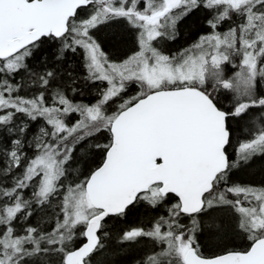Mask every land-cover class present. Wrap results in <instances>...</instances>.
<instances>
[{"label": "snow or ice", "instance_id": "obj_1", "mask_svg": "<svg viewBox=\"0 0 264 264\" xmlns=\"http://www.w3.org/2000/svg\"><path fill=\"white\" fill-rule=\"evenodd\" d=\"M201 10L210 31L166 54ZM48 44L51 67L39 55ZM67 53L93 102L75 99L80 77L58 66ZM259 89L264 0H0V264H92L108 219L141 204L166 214L120 236L152 242L136 264H264V185L230 183L264 158V116L228 151L231 120L264 110ZM54 206L50 230L31 222ZM198 234L223 251L205 255Z\"/></svg>", "mask_w": 264, "mask_h": 264}, {"label": "trees", "instance_id": "obj_2", "mask_svg": "<svg viewBox=\"0 0 264 264\" xmlns=\"http://www.w3.org/2000/svg\"><path fill=\"white\" fill-rule=\"evenodd\" d=\"M209 14L201 10L192 15L186 22L181 23L179 25L180 36L176 41H172L174 47H172L171 53H176L189 44H191L195 39H197L198 35L202 33H206L210 31V29L206 26L205 20L208 18ZM224 25H228L225 23ZM228 26L222 27L220 30L224 31ZM101 35H104L103 33ZM128 43L123 47H131V36L128 35L126 37ZM163 49L167 50L164 46ZM105 51L111 52V49L105 48ZM55 52V45L48 44L45 45L41 50L39 55L46 56L48 58L49 64L51 67L55 61L53 60V53ZM30 63L36 68L40 69L43 67L39 59H35L30 61ZM60 67L68 68L70 66L71 69H74V75L80 77L78 81V87L83 89V95H76L75 99L78 101H83L84 103L93 102L96 97V89L92 87L90 84L86 83L83 79L84 70L81 66L80 58L71 53L66 54V59L62 65H58ZM258 92L264 93V89H259ZM221 106L227 110L232 107L233 100L231 99L230 93L222 92L219 94ZM264 116V110L260 108H251L249 112L240 118H234L231 120V127L234 129V133L232 134V139L235 141L241 139H249L251 138V133L254 132L258 127L261 126V118ZM237 182L244 184H252L256 186L264 185V158L257 159L250 165L241 167L236 170L232 176ZM53 208L46 209L41 212L37 210L43 217L47 212L53 213L54 210L57 212L58 209ZM166 210L160 209L158 211L152 210L150 211L144 205H137L135 208H132L128 214L123 217H116L108 219L106 227L104 231L108 232V235L104 237V246L112 245L109 262L107 264H136V261L139 260L146 252H149L152 248V242L147 239H141V241L135 246H127L122 245L119 242V238L122 235L124 230H127L132 227H140V226H150L149 221L152 217L158 215H165ZM45 224V218H42ZM34 225L36 222L31 221ZM197 239L201 245V251L204 252L205 255H213L218 254L223 251V243L219 239H209L206 235L200 236L198 234ZM83 241V238H80L79 243L75 245V247L79 246ZM231 247L242 248L244 244L239 240H235L230 244Z\"/></svg>", "mask_w": 264, "mask_h": 264}, {"label": "rangeland", "instance_id": "obj_3", "mask_svg": "<svg viewBox=\"0 0 264 264\" xmlns=\"http://www.w3.org/2000/svg\"><path fill=\"white\" fill-rule=\"evenodd\" d=\"M224 26H229V25H223L222 27H224ZM164 46L167 48V50H165L163 48L162 49L164 50V52L166 54L167 53H171L170 51L172 50V47H174V45L172 44V41H164L162 43L161 47H164ZM169 55H171V54H169ZM234 71H236V69H231V68H228L227 69V72H228L229 75H231ZM133 91H135V89H133ZM80 163H81V165H84V162L83 161H81ZM91 166L94 167V165H91ZM88 167H89V165H84V169L85 170ZM85 174H86V171H85ZM55 209L57 210V208H55ZM55 213H56L55 210H54V212L52 214L49 213V212H47L46 215H44L45 217H43L40 213H38L37 215H35L33 217V220H35V221H41L42 218H45V224H43V227L45 229L50 230L51 225H49L47 223V220H48V218L53 217ZM79 240H80V238H78L76 240L75 244L73 245L74 247H75V245H77V243H79ZM111 246L112 245H109V244L108 245H105L104 249H102L100 252H98L97 254H95L94 259L92 260V264H107L109 262V259H111V256H110V252H111V249L110 248H111Z\"/></svg>", "mask_w": 264, "mask_h": 264}, {"label": "flooded vegetation", "instance_id": "obj_4", "mask_svg": "<svg viewBox=\"0 0 264 264\" xmlns=\"http://www.w3.org/2000/svg\"><path fill=\"white\" fill-rule=\"evenodd\" d=\"M250 139V138H249ZM249 139H247V140H249ZM247 140H245V139H241V140H238V141H235L234 142V140L232 139V137H231V146L229 147V149H228V151H229V154H230V158H235L236 157V155L238 154V147H239V144L240 143H242L243 141H247ZM232 182H235V183H240V182H237V181H235L234 179H232L231 177H230V183H232ZM240 184H244V183H240ZM252 185V184H251ZM254 186H256V185H254ZM260 186H262V185H260ZM125 231V230H124ZM123 231V232H124ZM122 232V233H123ZM100 234V233H99ZM104 237L105 236H102L101 237V240H102V243L104 244ZM84 242V240L82 241V243ZM199 242V241H198ZM245 246V245H244ZM243 246V247H244ZM242 248H237L236 250H241Z\"/></svg>", "mask_w": 264, "mask_h": 264}, {"label": "water", "instance_id": "obj_5", "mask_svg": "<svg viewBox=\"0 0 264 264\" xmlns=\"http://www.w3.org/2000/svg\"><path fill=\"white\" fill-rule=\"evenodd\" d=\"M98 235H99V233H98ZM85 242V241H84Z\"/></svg>", "mask_w": 264, "mask_h": 264}]
</instances>
